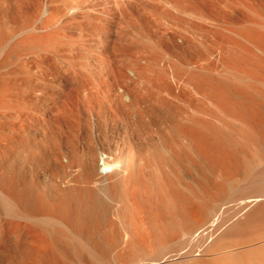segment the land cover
Segmentation results:
<instances>
[{"label": "rangeland", "instance_id": "1", "mask_svg": "<svg viewBox=\"0 0 264 264\" xmlns=\"http://www.w3.org/2000/svg\"><path fill=\"white\" fill-rule=\"evenodd\" d=\"M256 32L264 44V0H0V60L29 39L0 61L10 86L0 116V194L12 204H0V264H95L89 248L104 264L168 255L160 264H240L243 251L245 260L264 239V197L247 201L264 193V183L247 182L264 172V52L247 37ZM59 96L66 139L54 162ZM175 122L198 130L184 139L191 150L181 149L179 163L161 142ZM108 148L133 156L128 212L99 228L82 218L78 230L68 215L86 210L79 192L96 191L78 159L89 153L99 171ZM156 149L169 162L159 169L188 168L194 177L202 167L209 183L204 218H187V233L163 247L157 233L167 229L170 206L157 188L167 181L155 183L149 169ZM69 237L82 251H72Z\"/></svg>", "mask_w": 264, "mask_h": 264}, {"label": "bare ground", "instance_id": "2", "mask_svg": "<svg viewBox=\"0 0 264 264\" xmlns=\"http://www.w3.org/2000/svg\"><path fill=\"white\" fill-rule=\"evenodd\" d=\"M228 15H229V13H228ZM232 16H233V14H232ZM49 21H50V18H49V16L46 15V16H44V18L42 20V24L44 26H46V25H48ZM249 35L250 36H248V34H247L249 41L258 50H260L261 52L262 51L264 52V50H263L264 47H263V49L261 47L264 45V44H262V41H261V34L259 35L258 32H256V33H251ZM15 42H14L15 43L14 45L12 44L9 46V49L7 48L8 50H6L4 55L1 57V60H0L1 62H4L5 58H7L14 51L15 47L28 45L29 39H21L19 41H15ZM0 44H1V38H0ZM260 44H262V45L260 46ZM9 88H10L9 82L5 78V75L3 74V72L0 70V116L3 114L1 112V108H2V106H4V104L8 98L7 96H8L9 90H10ZM60 89H61V87H60ZM240 91H242V90H239V92ZM58 102L60 105H62V103L64 102L63 96L62 97L59 96ZM52 120H54L58 124V126H57L58 132L57 133H58V138H59L60 142L58 143V150L53 152L54 155L53 154L50 155V153H47V154H49L55 162L57 159V156L64 154L63 147H64V138L66 139V136L64 137V135H65V124H64L65 110H64L63 105L59 106V107L56 106L55 115H54V118H52ZM166 126H167V124H166ZM169 132H170V135H169V138L167 139V142H164V138H161V142H162V145H163V143H166L167 145H169V152L171 154V157L169 156L170 160L173 157L172 161H174L175 163L176 162L179 163L180 159L178 158V154L181 152V149H183V147L185 146L184 149H186L187 151L191 150L190 143L189 144L186 143V141L184 139L187 138V135L189 137H191L195 132H198V130L190 124L181 125V124L175 122V123H170ZM65 143H66V140H65ZM115 146H118V144H116ZM160 150L161 149H158V150L156 149V151H153L154 154L152 155V157H153L152 159L154 160V158H155L156 161L154 163H152L151 165H149V169L150 170L152 169L153 172H156V174L153 173V175H155V177H154L155 183L157 181H159L160 179H162L160 181H164V180L167 181L166 185L165 184H161V185L157 184V188L159 187V188H162V190L164 189V192L162 194L164 195L166 193V196H167L166 197L167 198L166 203H167V205L170 206V210H169L170 214L168 216L167 229L165 230V229L159 228V231L157 233L158 237L155 236V238L157 237V240L159 242H161V244H160L161 247H163L162 245L165 246V245L169 244V241L171 242L172 239H176L175 235L179 231L182 233H184V232L187 233V231H188V228H187L188 224L186 225V221L188 220L187 218L193 217L194 219L193 218L192 219L195 220V222H197V223L200 222L204 218V216H205L204 206H205V200H206L205 198L208 195V191H209L208 190V184L209 183H207L208 177L206 176L205 170L202 167H201V169H198V170L195 169L194 177H191L190 174H187V171L189 170L188 168L183 170V172H182V170L180 171L177 167H176V169L174 168L171 172H169V170H167V171L163 170L162 168L159 169L158 167L160 166V164L169 163L166 159V156L163 155V151L162 150L160 151ZM205 154H206V152L204 150H200V156L201 157H202V155L205 156ZM169 157H167V158H169ZM195 157L193 159L194 161L197 158V157L196 158ZM101 158H102V163L104 164V167L100 168L99 171H96V172H94V168H93L94 161L90 157L89 153L88 154L85 153L84 157H81L80 159H78V163H80L81 165L84 166V168L87 172V175L89 177H90V175H93L90 179V183H92V185L96 187L95 192H92V191L90 192L87 190H83V191L79 192L80 196L78 197V203H83L84 199H85V195L88 196L89 202L85 206L86 210H83V211L79 210L77 213H73L71 215L70 214L68 215V218L70 220H72L71 221L72 226H74L78 230H81L80 229L81 224L79 221L82 218L90 219L93 222L92 223L93 226L95 228L96 227L99 228L100 225H103L106 222H108V219L111 218L112 216L119 217V216H122L123 212H125V213L128 212L127 211L128 207H127L126 203H127V199H129V197L131 195L133 196V192H130L129 189L127 187H124V186L130 184L132 172L134 170L133 156L131 153H129L126 156V152H125V154L122 153L119 148H114V149L108 148L106 150V152L102 154ZM201 160H202V158H201ZM204 160H205V157H204ZM65 161H66V163H68V159H66ZM172 161L170 163H172ZM206 162H208V161H206ZM191 166H193L192 162H190L187 167H191ZM137 168L138 167H136V169ZM92 170H93V172H92ZM100 172H101V174H99ZM150 173H151V171H150ZM247 182L249 183V186L254 185L255 187L257 186V188H258V185H259V187H260V185H262L264 183V172L263 173L256 172L255 174L250 175L247 178ZM250 183H251V185H250ZM22 196H24L25 198H23L21 200H23L25 202V205L28 206V208L26 207V211L30 213V211L32 210L34 212L35 205L30 200H28V194L24 193ZM125 196H126V200H124ZM260 196L264 197V193H262L260 195H254V196L252 195V197H250V198L248 197L249 199L247 201L257 200L260 198ZM195 198H198L200 200V202H195L194 201ZM0 204H1V206L5 207L6 209L8 208V210L11 209V205H12L11 199L8 197V195H5V194L1 195L0 194ZM36 209H37V207H36ZM26 211L24 210L23 212H26ZM214 222L211 221L210 224L206 225V227H205V225H204L205 223H204V224H200L199 226H197V228L196 227L195 228L197 230L200 229V231L202 232L205 228H208L209 226H212L213 224H215ZM47 224H49V223H47ZM50 225H51V223H50ZM216 227H217V225H216ZM192 229H193V227H192ZM82 230H88L89 231L90 228L86 227V229H82ZM189 233H191V232H189ZM154 235H156V234H154ZM178 235H179V233H178ZM65 241H66L65 243L67 245L71 246V249L73 252L82 251V249L80 248L81 247L80 241H77V240L72 239L70 237H69V240L65 239ZM144 242L145 241L143 240V243ZM246 249H248V248H246ZM105 250H106L105 248L101 249L102 252H105ZM241 251H243V250H241ZM247 251L248 252L252 251V252H249V255H248L249 257L247 256V254H245L246 255L244 257L245 260L242 258V256L244 255L243 253L245 251L242 252V256L240 254L242 262L244 260L243 263L241 262L242 264H264V239H262V242H260L259 245H257V246L255 245V247L252 246ZM247 251H246V253H248ZM87 252L89 253V257H91L94 260L95 264H104V261H103L104 257L103 256H97V255L93 254L91 248L87 249ZM227 252L225 253V251H223V252L219 251V252H217V253H219V254H217V256L223 258V255L226 254L225 256H227V254H228V256L231 257V254H230L231 252L230 253H227ZM232 254L234 255V253H232ZM237 255H239V254H237ZM173 256L176 258H179L182 255L177 253V254L172 255L171 258ZM219 257H217V258H219ZM236 257L239 258V256H236ZM169 258H170L169 255H168V257L167 256L166 257H160V258H157L155 261H153L150 264H160L161 262L168 261ZM227 259H228V257H227ZM217 260H219L220 262H216L215 264H229V262H223L224 259H223V261H221L220 259H217ZM77 261H78V264H82L81 259L77 258ZM229 261H230V259H229ZM238 261H239V259H238ZM235 262H237V261H235ZM211 264H214V263H211ZM230 264H232V263H230Z\"/></svg>", "mask_w": 264, "mask_h": 264}]
</instances>
